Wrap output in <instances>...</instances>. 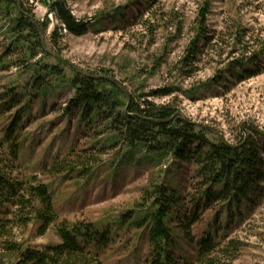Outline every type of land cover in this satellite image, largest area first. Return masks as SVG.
<instances>
[{
	"label": "rangeland",
	"instance_id": "1",
	"mask_svg": "<svg viewBox=\"0 0 264 264\" xmlns=\"http://www.w3.org/2000/svg\"><path fill=\"white\" fill-rule=\"evenodd\" d=\"M44 1L20 0L37 28L49 20L43 33L46 54L32 60L25 52L27 42L16 43L12 30L18 10L0 0V171L19 182L36 176L48 186L61 220L94 224L99 236L89 250L102 264H146L152 259L151 224L140 228L138 223L152 210L143 199L145 191L161 184L182 198L183 208L173 210L166 221L174 264L193 263L206 234H214L222 245L230 240L241 244L231 264H264V195L244 204L232 222L225 213L218 222L221 205L201 212L191 230L192 243L180 224L193 210L189 195L199 182L197 167L171 157L161 160L144 148L131 149L96 108L76 111L71 81L77 71L69 66L114 77L127 89L131 103L172 107L231 145L253 140L264 157V0H67L75 17L88 22V33L74 36L60 29L54 38L61 24ZM204 7L209 10L202 25L207 40L200 42L199 54L190 63L186 57L200 31ZM243 65L256 76L244 80L229 74ZM50 67L63 75L50 74ZM122 101L128 102L126 95ZM68 107L75 112L65 113ZM18 113L22 120L13 136L16 160L7 133ZM207 135L219 139L211 130ZM101 148L108 154L87 178L46 173L75 149ZM1 201L0 224L5 225L16 209ZM41 225L14 228L10 240L31 250L61 243L56 225L40 235ZM105 233L108 240L100 237ZM222 264L230 263L223 259Z\"/></svg>",
	"mask_w": 264,
	"mask_h": 264
},
{
	"label": "trees",
	"instance_id": "2",
	"mask_svg": "<svg viewBox=\"0 0 264 264\" xmlns=\"http://www.w3.org/2000/svg\"><path fill=\"white\" fill-rule=\"evenodd\" d=\"M29 1V0H27ZM49 11L55 15L61 27H57L53 38L59 35L60 29H65L74 36H83L88 33L87 21L75 17L67 0H45ZM8 9L14 6L20 14L15 21L13 33L16 34V43L27 42L25 52L29 59H36L46 54L41 40V32L46 33L49 20L46 19L37 28L32 15L20 6V0H5ZM208 8L204 7L201 14L200 31L193 40L186 59L192 63L199 54L200 42L207 40L202 25L206 22ZM25 32H27L26 35ZM30 38V39H29ZM46 68H49L46 66ZM76 78L71 83L76 90V97L71 102L76 111L87 108L89 113L93 108L101 114L104 122H109L111 129L129 148H144L149 154L157 155L161 160L169 157L179 162L191 163L197 167L196 177L199 181L193 186L194 193L189 195L192 211L186 217V223L180 224L185 235L194 243L191 235L192 227L200 222V213L221 205L218 212V222L222 214L232 222L237 212L240 215L244 204H253L257 198L264 195V157L260 148L253 140L236 147H230L220 139L210 140L209 130L187 121L181 116L172 118L177 110L172 107H156L146 102L144 107L134 102L122 101L125 93L120 87L105 79H95L76 72ZM50 74L62 76L63 71L57 67H50ZM233 78L242 76L244 80L254 78L257 73H251L244 65L240 71L229 73ZM41 80V77H39ZM109 85L111 89H107ZM16 99V97H15ZM20 102L17 100V103ZM123 107L125 110L120 111ZM70 107L65 113L75 112ZM18 113L15 121L8 130L9 141L14 143L13 136L21 122ZM108 154L107 148L73 150L63 158H58L53 166L47 169L50 176L78 175L87 178L94 169L103 162ZM11 155L18 159V144H12ZM0 197L5 206L16 210L12 213L13 219L0 224V264H102L90 250V245L96 242L99 236L95 233L94 224L80 222L72 224L61 220L54 206V201L48 186L40 183L36 176L31 182H19L0 171ZM143 199L150 202V219H143L138 226L151 224L150 244L153 257L146 264H174L172 246V232L166 221L173 210H180L182 198L176 191H169L161 185H153L144 193ZM241 216V215H240ZM33 222L42 225L39 234L44 235L48 229L56 225L61 243L49 246L43 250L26 249L21 243L10 240L14 228H27ZM12 225L7 229L6 225ZM220 231L217 230L216 233ZM108 240V233L100 236ZM198 253L191 264H222L223 259L228 263L237 260L241 244L235 240L222 245L217 242L214 234H206L198 242Z\"/></svg>",
	"mask_w": 264,
	"mask_h": 264
},
{
	"label": "water",
	"instance_id": "3",
	"mask_svg": "<svg viewBox=\"0 0 264 264\" xmlns=\"http://www.w3.org/2000/svg\"><path fill=\"white\" fill-rule=\"evenodd\" d=\"M32 19L34 20L33 17H32ZM41 40H42V44H43V48H44V50L47 51L46 48H45V43H44L43 33H42V32H41ZM69 66H71L73 69H75V70H76L78 73H80L81 75L88 76V77L95 78V79H105V80H108V81L112 82L113 84H115V85H117L118 87H120V88L122 89V91L125 93V95H126V97H127V99H128V105H129V103L131 102V98H130V95H129L127 89H126V88L124 87V85H123L119 80H117L116 78H114V77H110V76H95V75H89V74L84 73L83 71H81L80 69H78L77 67H75V66L72 65V64H69ZM180 115H181V113H176L172 118H170V119L167 120V121H157V120H152V121H153V122H157V123H165V122H169V121L174 120L176 117H178V116H180ZM187 121H188V120H187ZM194 124L198 125L199 127H203V128H206V129H208V130L213 131V132L219 137V139H220L223 143L229 145L230 147H236V146H234V145H231L229 142H227V141L225 140V138H224L220 133L216 132L215 130L210 129L209 127H206V126H204V125H200V124H197V123H194Z\"/></svg>",
	"mask_w": 264,
	"mask_h": 264
},
{
	"label": "built area",
	"instance_id": "4",
	"mask_svg": "<svg viewBox=\"0 0 264 264\" xmlns=\"http://www.w3.org/2000/svg\"><path fill=\"white\" fill-rule=\"evenodd\" d=\"M52 15V17H54V15L53 14H51Z\"/></svg>",
	"mask_w": 264,
	"mask_h": 264
}]
</instances>
